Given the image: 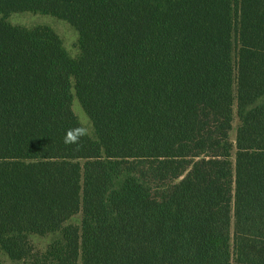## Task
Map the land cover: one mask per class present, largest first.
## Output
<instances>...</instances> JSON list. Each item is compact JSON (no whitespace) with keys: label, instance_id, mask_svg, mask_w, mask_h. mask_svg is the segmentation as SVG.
<instances>
[{"label":"trees","instance_id":"1","mask_svg":"<svg viewBox=\"0 0 264 264\" xmlns=\"http://www.w3.org/2000/svg\"><path fill=\"white\" fill-rule=\"evenodd\" d=\"M26 11L68 21L77 55L7 19ZM0 14L12 261L264 264V0H0Z\"/></svg>","mask_w":264,"mask_h":264},{"label":"rangeland","instance_id":"2","mask_svg":"<svg viewBox=\"0 0 264 264\" xmlns=\"http://www.w3.org/2000/svg\"><path fill=\"white\" fill-rule=\"evenodd\" d=\"M2 15L0 14V18ZM7 19L13 24L22 25L25 27H34L38 25H47L52 27L58 35L61 37L65 47L69 51L70 55L75 57L78 53L77 41L78 32L76 29L66 20L61 19L52 14H43L32 11L26 12H15L10 14ZM73 109L80 123L82 124L83 130L88 134L94 133L93 124L88 117L87 113L79 103L78 99L75 97L73 102ZM239 124L238 118L235 119L233 123V128L231 135L233 138L236 137V131ZM85 161H82L84 164ZM82 211L78 214L79 221L82 219ZM37 245L42 246L44 243L48 242L50 238L38 239L36 238ZM0 264H21L11 260L9 253L0 247Z\"/></svg>","mask_w":264,"mask_h":264}]
</instances>
